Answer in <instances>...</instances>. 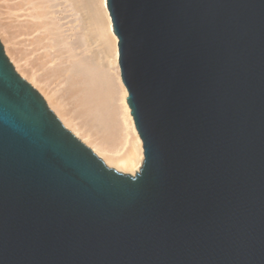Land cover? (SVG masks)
I'll return each instance as SVG.
<instances>
[{
    "label": "water",
    "instance_id": "1",
    "mask_svg": "<svg viewBox=\"0 0 264 264\" xmlns=\"http://www.w3.org/2000/svg\"><path fill=\"white\" fill-rule=\"evenodd\" d=\"M144 148L109 166L0 40V264H264V0H107Z\"/></svg>",
    "mask_w": 264,
    "mask_h": 264
},
{
    "label": "bare ground",
    "instance_id": "2",
    "mask_svg": "<svg viewBox=\"0 0 264 264\" xmlns=\"http://www.w3.org/2000/svg\"><path fill=\"white\" fill-rule=\"evenodd\" d=\"M28 1L30 2V0ZM33 1L35 0H32V2ZM59 1L58 0L41 1L44 2V4L43 3L40 4L39 7L43 9L40 11H38L39 7L35 9V7L39 5V3L37 2L38 4L35 3L34 5V3L31 2L33 4V7L35 6L34 9L36 11L34 12L37 13L35 17L37 16L39 17L40 13L42 12L44 13L42 15L46 16L45 13H48L45 12L46 9L49 8H51V10L54 8L56 9L58 6L57 7L54 6H56ZM64 1L65 0H62L61 1L62 3L59 2V5L63 3H67V1L69 0H67L66 2ZM75 1L77 2H73V3L69 2L70 4L68 5L67 3L66 5L74 6L76 3H78L79 0H75ZM102 4L108 22L109 31L114 40L113 45H115L114 46L115 58L112 60L115 63V64L113 63L115 66L113 68L115 70V71L113 70L114 71L113 74L110 73L111 71L109 70L108 67H107L108 69H104V67H102L103 65L100 64V61L95 62L94 60L96 58L93 59L90 58V56L94 57L95 55L93 56V54L89 52L90 51L88 50L89 48H87V46L85 45L87 42H89L87 41L89 40L88 38H86L83 34L80 33L78 34V36L75 34L76 36H74L73 38V35H71L72 37L69 36L70 34L67 33V30H65L64 32L63 30L64 27H62L63 24L61 26L59 22L56 21V18L58 20L60 19L59 16L57 17L55 16L56 18L53 16V18L55 19L52 20L50 23L48 22L49 24H44L43 22H41L42 23L41 27L45 28V32L43 33L44 36L41 35L42 34L41 32H43L41 31L43 30L41 28H40L41 32H39L40 35H37V37H35L36 35L33 36V39L34 37L35 39L32 40L33 43L36 44V46L38 47L41 46V48H43L42 46H44L46 48V49L43 48L44 49L43 52L41 50L38 51L39 53L42 52L44 55L43 56L42 53H40V55L44 57V59L43 58L41 59V63L40 61H38V64L36 65L34 61L31 59V57H33V59L36 57L31 54L33 53L32 52L33 50L29 53L30 55L28 54L29 57L27 56L28 57L27 59L26 58L23 59V57H25V55H23L25 51L24 49H27L28 51L30 47L29 48L27 46L26 48L21 47L22 45L21 46L17 45V42L16 45H14L15 49H17L18 47H21L22 49L19 48L18 50L15 51L14 48L11 49V47L13 46H9V47L7 46V52L11 53L12 59L15 58L17 59V60L15 59L14 61H16V63L19 65L20 67V68L18 67L19 69H22L21 67H23L26 74L24 73L22 74L26 76H28L29 74L28 77L32 79L33 82L38 85V87L40 85V89H42L41 91L44 92L43 94L45 95L48 104L60 117L61 121L64 123L66 127L70 128L76 136H78L83 142L89 145L94 150L95 153H97L103 160H105V162L109 166L110 165L114 166L122 171L135 172L141 168L144 161L143 142L139 133L136 130L135 121L131 114L130 106L127 102L128 91L122 81L121 70L119 66L118 37L114 33L112 19L108 11L107 0H102ZM66 5L64 8H66V11H68L67 9L69 7L67 8ZM80 5L76 4L75 6H80ZM72 6L71 9H74L72 8ZM83 6L84 5H82L81 7ZM77 8H78L77 11H79L80 8L79 7ZM51 10L50 13L52 14ZM37 11L40 13L38 14ZM64 13L67 14V12ZM48 18L51 17L50 16L47 17V20ZM79 18H77L76 20H78ZM59 21L61 22V20ZM81 21H78V24L82 23ZM84 21L85 20H83V22ZM84 24L85 23H83V25ZM102 24L103 23H101V25ZM7 25L9 24L6 25L4 24L3 27L6 28ZM38 25H33L34 26L33 28L31 24L33 31L34 29L36 30L35 27H37ZM28 26L30 25H27V28ZM31 26H30V30H32ZM70 26L74 27L75 25H70ZM76 26L75 29H77L79 25L77 27ZM3 27L2 26L0 27L2 28L1 30L4 29ZM7 29L9 30L10 28L7 27ZM38 29L39 28L37 27V30ZM81 30L83 29H80V31ZM46 34L48 35L49 40L47 36H45ZM84 34L87 33L84 32ZM11 37L9 38L10 40L14 38ZM44 37L47 38L46 43L42 42L45 39ZM5 38H7V36H5ZM9 39L8 41L6 39V41L10 42ZM12 41L15 40L13 39L11 40V42ZM33 43L31 42V45L35 46ZM27 45H30V43H28ZM16 46L18 47L16 48ZM33 46H31V48ZM36 46L35 49L37 48ZM85 48H87L86 50H88V54L90 56L85 54L84 51ZM38 52L35 53L34 51L35 55H37ZM21 53L23 54L20 55ZM22 59L24 60L23 61L24 63H22L23 65H20L21 63L19 61L22 62ZM28 59H31L33 63L31 62V60ZM36 60H39L38 57ZM97 64L98 65L100 64L103 69L99 67ZM53 83L55 85H52Z\"/></svg>",
    "mask_w": 264,
    "mask_h": 264
},
{
    "label": "rangeland",
    "instance_id": "3",
    "mask_svg": "<svg viewBox=\"0 0 264 264\" xmlns=\"http://www.w3.org/2000/svg\"><path fill=\"white\" fill-rule=\"evenodd\" d=\"M41 1H43V0H41ZM40 0L38 1V0H35V1H33L32 2V0H30V2L28 1V0H0V20H2V21H0V27L2 26H4V24L6 25V24H9V25H7V27L8 28H10L9 30L7 29V27L5 28V27H3L4 29L3 30H1L2 28H0V40H1V42L3 43V45H4V48H5V51H6V54H7V56L10 58V60L12 61V63H13V65L15 66V68H16V70L18 71V73H20V75L22 76V77H24L27 81H29L43 96H44V98L46 99V97H45V95L43 94L44 92H42L41 90L42 89H40V85H39V87H38V85L36 84V83H34L33 82V80L32 79H30L28 76H29V74H28V76H26V75H23L22 73H24V74H26V72L24 71V69H23V67H21L22 69H19L20 67H19V65L16 63V61H14L15 59H12L11 57V53L10 52H7V46L9 47V46H13V47H11V49L12 48H14L15 49V47H14V45H16V42H17V45H22L21 47H24V48H26V46L29 48V49H31V50H29L28 49V51H27V49H24L23 51H24V54L23 53H21L20 55H25V57H23V59H27L29 56H28V54L32 51L33 53H31L32 55H34V56H36L34 59H33V57H31V59L34 61V63L37 65L38 64V61H40V63H41V59L43 58L44 59V55H43V51H44V49H46L44 46H42L43 48H41V46L40 47H38V46H36V44H34L33 43V40L35 39V37H37V35H40L39 34V32H41V31H43V32H41L42 34V36H44V32H45V28H42L41 26H42V23L41 22H43L44 24H49L52 20H54L57 16H59L60 17V19L59 20H61V22L56 18V21H58L59 22V24L62 26V24H63V26L62 27H64V32H65V30H67V33H69V34H67V33H65V34H67V35H69V36H71V35H73V38H74V36H78V34L80 33V34H83L86 38H88L89 40H87V41H89V42H87L85 45L87 46V48H89L88 50H90L89 52L91 53V54H93V56L94 57H92V56H90L89 54H88V50H86L87 48H85L84 49V51H85V54L86 55H89L90 56V58H96L94 61L96 62H98V61H100V64L101 65H103L102 67H104V69H108L109 68V70L111 71L110 73H112L113 74V72L115 71L113 68L115 67L114 66V61H112L114 58H115V48H114V46L115 45H113L114 43V40H113V37H112V35H111V33H110V31H109V28H108V22H107V19H106V16H105V13H104V7H103V4H102V0H81V1H83V2H81L80 0L78 1V3H76L77 5H80V4H82V5H84L83 7H81L82 5H80V6H72V8H74V9H71V6H67L66 4L68 3V5L70 4L69 2H71V3H73V2H77V1H75V0H69V1H67V0H65L64 2H66L67 1V3H63V4H60L59 5V2L60 3H62L61 1L62 0H58L59 2L57 3V5L56 6H54V7H57L55 10L54 9H52L51 10V8H49V9H46V11L45 12H48V13H45L46 14V16H44V15H42V14H44L43 12L42 13H40V12H38V11H40V10H43L41 7H39L40 6V4L41 3H43L44 4V2H41ZM34 3V5H35V3L36 4H38L39 3V5L38 6H34L35 7V9H37L38 7V14L40 13V15L41 16H43V17H41L40 15H39V17L41 18H39L38 16L37 17H35L36 16V12H34V11H36L35 9H34V7H33V4L32 3ZM38 2V3H37ZM80 3V4H79ZM28 4V5H27ZM67 6V10L68 11H66V8H64L65 7V5ZM26 6V7H25ZM30 7V8H29ZM43 7V6H42ZM77 7H81L80 9H79V11H77L78 10V8ZM100 8V9H99ZM103 10H102V9ZM69 9H71V10H69ZM76 9V10H75ZM32 10V11H31ZM50 10H51V12H52V14L50 13ZM54 10V11H53ZM57 10H59V11H57ZM65 10V11H64ZM75 10V11H74ZM93 10V11H92ZM63 11V12H62ZM77 11V12H76ZM97 11V12H96ZM54 12H56V13H54ZM64 12H67V14H65ZM78 12H80V13H78ZM94 12V13H93ZM51 15H50V14ZM64 13V14H63ZM97 13V14H96ZM47 14H48V16H47ZM65 15V16H63V15ZM74 14V15H73ZM101 14H102V16H101ZM104 14V15H103ZM81 15V16H80ZM92 15V16H91ZM51 17V18H48V20H47V17ZM53 16L55 17V18H53ZM95 16V17H94ZM64 17V18H63ZM82 19V21H81V19ZM43 18V19H42ZM53 18V19H52ZM63 20H62V19ZM77 18H79L78 20H76ZM88 18V19H87ZM35 19V20H34ZM45 19V20H44ZM49 19H51V20H49ZM95 19V20H94ZM104 19V20H103ZM39 20V21H38ZM83 20H85L84 22H83ZM89 20V21H88ZM98 20V21H97ZM100 20H101V22H100ZM5 21V22H4ZM36 21V22H35ZM77 21V22H76ZM78 21H81L82 23H80V24H78ZM93 21V22H92ZM95 21V22H94ZM104 21V22H103ZM27 22V23H26ZM49 22V23H48ZM92 22V23H91ZM30 23V24H29ZM34 23V24H33ZM36 23V24H35ZM83 23H85L84 25H83ZM89 23H91V24H89ZM99 23V24H98ZM101 23H103L102 25H101ZM25 24H27V25H30L31 26V24H32V26L33 25H38L37 27L39 28L38 30H37V27H35L36 28V30L34 29V31H33V28H34V26H33V28H32V26H31V29L32 30H30V26H28V28H27V25H25ZM79 26H78V25ZM94 24H96V25H94ZM70 25H77L78 26V28L77 29H75V26L74 27H71ZM97 25H98V27H97ZM76 26V27H77ZM86 26H88V27H86ZM26 27V28H25ZM82 27V28H81ZM104 27V28H103ZM40 28L41 29H43V30H41L40 31ZM6 29V30H5ZM24 31H23V30ZM80 29H83V30H81V31H84V32H86L87 34H84V32H81L80 31ZM101 29H103V30H101ZM26 30H27V32H26ZM28 30H30V31H28ZM75 30V31H74ZM77 30H78V32H77ZM87 30V31H86ZM21 31H23V32H21ZM35 31H38V32H35ZM80 31V32H79ZM89 32V33H88ZM26 33H29V34H26ZM9 34H11V35H9ZM76 34V35H75ZM16 35V36H15ZM36 35V36H35ZM5 36H7V38H5ZM14 37V38H12V37ZM32 36V37H31ZM33 36H35L34 37V39H33ZM45 36H47V38H48V35L46 34ZM87 36H89V37H87ZM12 38L11 40H15V41H12L11 42V40L9 39V38ZM72 37V36H71ZM45 39L42 41L43 43H46V37H44ZM6 39H7V41H8V39H9V41L10 42H7L6 41ZM33 39V40H32ZM17 40V41H16ZM48 40H49V38H48ZM29 41H31L37 48L35 49V46H33V45H31V42H29ZM20 43V44H19ZM28 43H30V45H27ZM42 43V44H43ZM48 43V42H47ZM89 43V44H88ZM41 44V45H42ZM88 44V45H87ZM44 45V44H43ZM31 46H33L32 48H31ZM18 46H16V48H17ZM21 47H18L17 49H15V51L16 50H18L19 48H21ZM85 47V46H84ZM40 48V49H39ZM22 49V48H21ZM21 49H20V51H21ZM42 51V52H40V53H42V55L43 56H41L40 55V53L38 52V51ZM20 51H17V52H20ZM28 53H27V52ZM34 51H35V53L36 52H38L37 53V55H35V53H34ZM80 51V50H79ZM27 53V55H26V53ZM14 54V53H13ZM19 54V53H18ZM38 54H39V56H38ZM30 55V54H29ZM14 56V55H13ZM18 56V55H17ZM28 56V57H27ZM41 56V57H40ZM16 57V56H15ZM37 57H38V59L39 60H36L37 59ZM40 57V58H39ZM22 59V62L21 61H19L20 63V65H23L22 63H24L23 60ZM31 59H28V60H31ZM17 60V59H16ZM31 60V62L33 63V61ZM37 61V63H36V61ZM30 62V61H29ZM30 62V63H31ZM114 63V64H113ZM98 65L99 67H101V65ZM105 65H106V68H105ZM108 65H110V66H108ZM25 66V65H24ZM19 67V68H18ZM101 67V68H102ZM108 67V68H107ZM103 69V68H102ZM112 69V70H111ZM108 70V71H109ZM114 70V71H113ZM40 71H42V70H40ZM29 78V79H28ZM34 84H36V85H34ZM52 85H55L54 83L52 84ZM46 101H47V99H46ZM47 103H48V101H47ZM49 105V104H48ZM50 106V105H49ZM51 108V107H50ZM54 111V110H53ZM55 112V111H54ZM56 113V112H55ZM57 115V114H56ZM59 117V116H58ZM60 118V117H59ZM68 128V127H67ZM68 129H70V128H68ZM71 130V129H70ZM72 131V130H71ZM73 132V131H72ZM78 137V136H77ZM105 161V160H104ZM111 166V165H110ZM112 167H114V166H112ZM114 168H116V167H114ZM117 169V168H116ZM119 170V169H118ZM139 170V169H138ZM137 170V171H138ZM119 171H122V170H119ZM122 172H125V173H131V174H134L135 172H130V171H122Z\"/></svg>",
    "mask_w": 264,
    "mask_h": 264
}]
</instances>
